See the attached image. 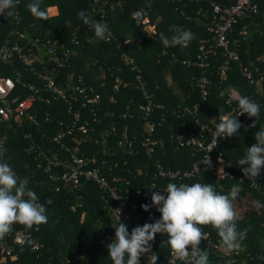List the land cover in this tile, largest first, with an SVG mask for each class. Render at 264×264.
<instances>
[{
  "label": "trees",
  "instance_id": "obj_1",
  "mask_svg": "<svg viewBox=\"0 0 264 264\" xmlns=\"http://www.w3.org/2000/svg\"><path fill=\"white\" fill-rule=\"evenodd\" d=\"M207 1L220 7L233 2L42 0V10L55 7L57 11L55 16L42 21L28 11L30 0H20L14 17L5 13L0 19V47L16 43L24 55H31L28 65L18 59L0 63V76L13 79L14 73L19 75V83L15 84L9 99H21L36 91L28 113L37 121V126L15 118L0 123V134L5 135L1 162L8 163L19 178L28 179L27 187L36 192L48 217L47 223L31 230L14 225L13 231L0 241L11 248L10 254H0V264H112L107 245L114 239V226L118 223L111 215L113 205L92 182L79 180L73 185L57 179L70 166L68 153L52 138L64 131L70 121L66 107L77 109L83 95H97L98 100L93 110H80L82 118L89 122V132L83 137L74 130L79 154L87 166L98 168L110 185L130 192L135 212L145 223H154L160 218L159 212L151 207L147 212L141 208L143 204L151 205L148 190L155 165L186 170L202 155L194 148L178 146L176 137H198L200 126L212 127L218 123L219 115L235 116L231 112L238 105L230 89L248 96L259 104V116L237 117L242 125L239 132L226 137L215 149L222 156L216 166L223 168L225 176L219 179L213 171L205 170L186 180H158L157 186L162 191L168 183H210L215 191L226 195L238 185L239 198L264 203V167L253 182L242 174L241 168L246 166H238L247 148L256 143V131L264 128V0H251L252 11L238 19L227 34L230 40H236L233 50L241 66L254 79H261L257 86L240 75L234 61L227 64L221 80L219 70L224 58L222 51L214 46L213 33L206 31L211 21ZM149 2L151 7H146ZM142 8L147 14L135 24L131 14ZM80 10H85L97 22H107L112 39H97L91 27L79 19ZM149 25L154 26L153 31L148 30ZM174 26L194 34L186 47L162 45L159 33L171 37ZM46 41L55 44L54 53L62 58V65L54 64L45 53L41 43ZM199 54L205 55L203 76L208 84L204 95L198 86L200 70L182 65L183 60H194ZM123 56L131 62H125ZM43 70L52 71L66 102L52 99L36 79ZM136 74L140 75V84L134 78ZM27 85H32V91ZM143 92L150 101L146 118L142 111L146 104ZM210 117L217 121L210 123ZM254 120L256 125L251 127ZM149 123L153 127L147 135ZM148 136L153 150L149 158L141 147ZM62 143L65 147L74 145L69 137H64ZM28 147L32 150L25 154ZM235 223L238 231L247 229V236L240 249L225 251V257L217 251L221 246L216 231L203 228L209 235L200 247L209 252L210 264H264V209H257L248 218L236 219ZM124 224L130 232V223ZM24 234L35 241L36 249L31 248L34 243L27 241L20 247L11 244L13 236ZM166 239L164 234H157L152 242V252L158 255L157 264H168L169 248L162 245ZM140 264H148V257L141 256Z\"/></svg>",
  "mask_w": 264,
  "mask_h": 264
},
{
  "label": "clouds",
  "instance_id": "obj_2",
  "mask_svg": "<svg viewBox=\"0 0 264 264\" xmlns=\"http://www.w3.org/2000/svg\"><path fill=\"white\" fill-rule=\"evenodd\" d=\"M18 2L19 0H0V15L6 13L8 17H14ZM41 5L42 0H30L27 9L34 18L47 21V12L42 10ZM146 7H151V3ZM146 14L143 8L132 13L137 19H143ZM78 17L91 27L97 39H112L113 34L107 22L95 21L85 10H80ZM172 32L174 34L171 37L159 33L165 48L186 47L194 39L190 30L179 26H174ZM229 91L234 93L233 98L237 102L239 114L218 116L214 131L215 146L218 138L236 136L242 127L238 116L247 114L249 118H257L260 114L257 102L240 95L235 89ZM255 125L256 120L251 127ZM254 139L256 143L248 147L243 158L238 160V166H246L241 168L243 176L253 182L257 181L261 168L264 167V128L256 131ZM222 174H226L223 168L218 169L219 179ZM28 183V179L19 178L8 163L0 162V241L13 231L14 225L31 230L47 223L46 208L39 202L36 192L27 187ZM153 188L156 187L151 189ZM239 193L238 185H234L225 195L215 191L210 183H168L162 191L151 194V205H141L145 212L151 206L156 207L160 218L154 223L134 227L129 234L128 226L119 220L120 209L113 211L118 223L114 226V239L107 245L108 258L112 264H140V257L147 256L148 264H157L158 255L152 252V242L157 234H164L167 239L162 245H166L182 264H210L209 252L200 247L201 242L209 235L203 231L204 227L213 228L220 246L229 252L240 249L246 239L247 229L238 231L235 223L237 214L234 202L239 198ZM253 204L257 209H264V203L259 200L253 201ZM25 239L29 244L35 243L28 237Z\"/></svg>",
  "mask_w": 264,
  "mask_h": 264
},
{
  "label": "built area",
  "instance_id": "obj_3",
  "mask_svg": "<svg viewBox=\"0 0 264 264\" xmlns=\"http://www.w3.org/2000/svg\"><path fill=\"white\" fill-rule=\"evenodd\" d=\"M20 1V0H19ZM180 1H187V2H199L201 0H180ZM19 3V2H18ZM208 6L210 7V24L207 27L206 31L209 33H213V40H214V46L216 48H219L222 51V57L223 59V65L220 67L219 75L221 80H223V72L226 70L227 64L231 63L232 61L237 63L238 71L240 75L246 79L250 84H253L254 86L259 85L260 78L254 79V77L251 75L249 71H247L245 68H243L238 60V57L233 49H235L236 40H230L227 37V34L231 27L236 23V21L246 15H248L252 9L253 6L251 5V0H233V2L228 6L220 7L219 5L207 1ZM18 5V4H17ZM4 16L0 15V19H2ZM131 19L134 21L135 24L139 23V19L133 17L131 14ZM41 47L45 51L47 55L50 56V60L56 64L57 66H60L63 64L62 58L55 55V44L51 43L49 41H46L45 43H41ZM31 55L28 53L24 55L21 51V49L18 47L16 43L8 46L0 47V63L6 64L12 62V59H18L20 62H22L24 65H28L29 58ZM35 59V56L32 58ZM204 54H199L195 57L194 60L192 59H185L182 61V65L189 67L193 66L195 68H198L200 70V78L198 80V86L201 90V93L204 95L206 93V86L208 84L206 78L203 76L204 71ZM123 60H126V58L123 56ZM135 66H132V69H135ZM14 77H1L0 76V123L2 122H9L13 118L15 119H25L28 122L32 123L33 125L37 126L36 119L30 115L29 110L32 108L34 101H35V93H29L23 98L19 99L18 97H12L9 99L8 97L12 93L13 89L15 88V84L19 83V75L18 73H14ZM32 74L36 75L35 71L32 70ZM135 80L140 84V75H135ZM38 80L41 81L43 88L48 92L49 96L52 99H64V92L63 90L58 87L53 79L52 71L50 70H43L41 73L37 75ZM28 90L32 91V85H27ZM139 88L141 91H143L142 86L140 85ZM82 92V91H81ZM143 96L145 98L146 104L142 108V111L144 113V117H148L149 108H150V101L147 97V94L143 92ZM74 99V98H73ZM98 100L97 95L87 96L83 95L80 102L79 107L77 109L72 110L70 105L66 107L67 113H70V121L65 126L64 131L56 134L52 140L60 145L61 148L64 149L66 153H68L69 158V171L66 173L60 174L57 179L60 181L68 182L73 185H76L79 180L83 181H89L94 183L95 185L99 186L102 191L103 195L106 200L110 201L113 205L111 208V215L118 222V219L113 212L116 209H120V216L119 220L122 223H130L131 230L129 233H131L132 229L137 226H143L145 222H142L140 219V214L135 212V205L132 202L131 194L128 190H117L114 186L110 185L105 178L101 175L100 171L96 167H89L87 166V162L81 157L79 154V150L77 149L78 142H76L75 139H73V133L74 130H77L83 137L87 136V133L89 132V122L88 120H85L82 118L81 111L82 109H87L89 111L93 110L96 102ZM46 102L48 101L45 100ZM66 102V101H65ZM229 103V99L226 100V104ZM231 113H234L235 116L239 114L238 107H235ZM243 116V115H240ZM238 116V117H240ZM215 125L213 124L212 127L209 126H200L201 133L198 137H193L189 135L187 138L183 139L184 137L179 135L176 137V143L178 146L184 145L185 147H191L196 149L197 151H200L202 153L201 157L191 164L189 169L186 170H169L164 169L159 164L155 165V173L153 176V181L149 185L148 190V198L150 200L151 204V194L155 191L161 190L157 186L158 180H168V181H181L193 178L197 176L199 173L205 171V170H211L213 171V174L216 178H219L217 175V170L220 169L216 166V164L221 163V152L215 151V149L223 144L226 140V138H218L216 146L214 144V131H215ZM147 135L152 131L153 125L151 123L147 126ZM112 131V130H111ZM64 137H69L73 142L74 145L71 147H65L64 143H62V139ZM5 141V135L0 134V151L2 149L3 143ZM152 142L150 141V137H146L143 142H141V147L144 149L145 155L149 158L152 156ZM30 150H32L31 147H28L24 150L25 154H29ZM41 154V152L39 151ZM207 156L209 157V163H207ZM1 154H0V162H1ZM207 163V164H206ZM225 176L222 174L221 178ZM56 178V177H55ZM53 178V179H55ZM220 178V179H221ZM56 180V179H55ZM153 186L156 188L151 189ZM151 209L153 211H156L155 206H151ZM157 212V211H156ZM25 237H29L28 234L24 235H15L11 239V244L16 246H22L27 240ZM37 244L34 243L32 245V249L37 248ZM213 249H216L217 247L214 245H211ZM217 251H219L220 255L225 257L226 252L223 250H220L217 248ZM11 252V248L7 246L4 243L0 244V254L8 255ZM168 264H180L178 262V259H176L169 249L168 253Z\"/></svg>",
  "mask_w": 264,
  "mask_h": 264
},
{
  "label": "rangeland",
  "instance_id": "obj_4",
  "mask_svg": "<svg viewBox=\"0 0 264 264\" xmlns=\"http://www.w3.org/2000/svg\"><path fill=\"white\" fill-rule=\"evenodd\" d=\"M145 21L147 22V20ZM153 27V25H149L148 30L153 31ZM98 76H101V74ZM213 120L214 117L209 118L210 123H213ZM234 208L236 209L237 219L248 218L253 212H257V208L254 206L253 201L247 197L238 198L234 202Z\"/></svg>",
  "mask_w": 264,
  "mask_h": 264
},
{
  "label": "crops",
  "instance_id": "obj_5",
  "mask_svg": "<svg viewBox=\"0 0 264 264\" xmlns=\"http://www.w3.org/2000/svg\"><path fill=\"white\" fill-rule=\"evenodd\" d=\"M46 12H47V15H48L49 17H51V16H55L56 13H57L55 7H49V8H47V9H46ZM129 234H130V233H129ZM220 248H221V250H223V251H227V250H225V249L222 248V247H220Z\"/></svg>",
  "mask_w": 264,
  "mask_h": 264
}]
</instances>
